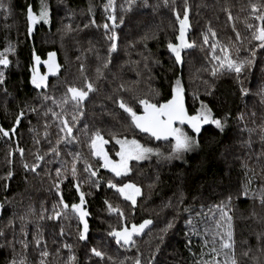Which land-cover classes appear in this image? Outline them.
Wrapping results in <instances>:
<instances>
[{
  "label": "trees",
  "instance_id": "16d2710c",
  "mask_svg": "<svg viewBox=\"0 0 264 264\" xmlns=\"http://www.w3.org/2000/svg\"><path fill=\"white\" fill-rule=\"evenodd\" d=\"M123 2L124 0H116L118 13L119 5ZM10 3L12 10L7 15L10 18H6L7 26L0 20V51L8 42L15 46L16 51L14 55L9 54L11 64L8 69H2L0 66V70L5 71L6 83L3 87L8 90V95H5L0 88V126L8 129L14 123L19 108L25 103L40 109V115L26 111L15 136L10 139L0 136V175H4L9 169L15 173L14 178L8 182V190L0 188V201L7 197L6 207L0 210V231L5 233L0 237V264H8L14 254L18 258L25 257L27 264H39L40 249L35 246L33 237H39L41 245L47 247L49 256L45 258V264H65L69 255L68 250L63 247L65 243L72 246L78 264H95L98 258L90 259L88 253V249L93 246L111 256L115 264H120L125 257L129 258L125 260V264H131L137 252L142 253L143 264L159 244L158 237L162 235L160 229L164 228L168 221H173L174 217V227L163 234L164 242L160 244V250L156 253V264H195L201 259L202 250L205 253L203 259H210L207 254L210 252L213 233L209 231L207 236H204L206 228L214 227L209 206L218 203L226 191H235L249 178L253 181L252 188L259 189L264 183V141L260 138V128L264 125V103H261V97L257 94L264 86V52L257 50L256 63L240 77L242 85L237 83L235 73L223 72L213 76L210 45L214 41L209 29L216 33L215 42L218 46H239L240 55H246L243 49L250 47L248 40L251 39V35L245 25L254 22L250 18V5L264 4V0H188L191 27L187 31L186 39L194 42L195 47L182 52L181 65L174 63L175 58L166 47L178 34V24L171 11L172 0H169V7L164 6L163 0H148L147 8L143 7L142 0H137V6L132 12L124 14L125 22L117 29L119 52L113 53L112 63L104 70L105 78L101 80L95 78V69L98 66L96 54H99L101 60L108 58V41L102 27L84 28V25L89 24L93 17L98 25L106 22L103 10L106 0H49L51 23L35 25L30 37L27 35L23 12L26 4L32 3L34 11L38 13L39 0H10ZM183 6L184 0H175L178 11H182ZM89 7L92 8L91 14ZM225 8L230 10L232 21L228 20ZM1 15L5 18L4 13L1 12ZM64 25H71L73 31L65 34ZM236 32H239L242 38L240 41L235 39ZM146 33L149 36L155 35L156 38L139 42ZM205 34L210 37L208 44L203 40ZM145 43L147 48L144 47ZM89 47H92V52L87 51ZM33 50L42 62L48 59L49 52H55L56 62L61 65L57 76L48 77L50 85L48 89H35L30 83ZM77 56L81 59L77 60ZM143 56L150 57L147 69L144 67ZM154 60H158L159 64L151 62ZM81 62L85 64V75L95 82L97 91L90 94L91 99L86 103L85 114L75 128L80 129L87 123L90 130L101 129L105 139L110 142L108 152L111 158L118 159L113 148L114 140L109 138V133L119 134L121 138L127 134L132 138L131 133H125L124 114L113 102L114 99L118 96L126 100L132 96H152L154 90L159 93L154 97V102L156 100L163 102L164 97L170 98L169 85L178 77L185 90L186 108L190 112L194 108H199L203 101L212 109L214 116L223 119L225 114H228L226 131L222 135H216L219 143L212 149L216 158L213 159L211 155H206V152L197 150L186 154L187 163L174 160L170 164L164 163L158 169L154 166V160L151 165L148 162H141L143 167L131 162L133 172L130 173V179L141 186L144 193L143 197H138L134 212L129 202L106 187L107 179L117 178L99 167L97 159L91 156L87 138L82 135L79 137V143L60 144L61 156L58 158L47 156L46 160L50 162H42L38 175L26 174L22 164L24 162L31 164L32 154L37 149L41 153L48 151L49 143L44 139L45 122L50 125L49 139L53 145L58 131L51 115L47 117L43 115L44 102L41 101V96L46 92L59 98L68 86L83 87L84 81L79 71ZM37 67L41 74L47 72L43 63ZM121 84L131 91H119ZM52 85L58 87L53 88ZM241 86L248 89L246 96L240 95ZM47 107H53L56 112L61 111V108L55 107L51 102H47ZM64 108L68 113L65 118L71 121L75 109L70 103ZM241 115L243 119H237ZM30 128L34 131H29ZM248 129L253 131L250 133ZM186 131L190 135H195L190 129ZM214 132V126H204L202 134L198 137L201 144H206L210 134ZM145 135L139 134L141 142ZM36 138L40 139V144L35 143ZM225 145L228 146L227 156L221 158L220 154L224 151ZM149 146H160L165 153L169 150L166 141L153 140ZM17 147L24 149L23 159L16 151ZM9 152L12 153L11 156ZM68 152H80L84 160L98 169V177H102L99 189L90 187L87 174L82 171L83 163L77 162L78 175L84 181L81 190L86 193L85 207L91 213L88 218L90 232L87 242L79 241L78 221L74 217L48 219L49 215H53V205L58 204L59 200L48 174L55 177V168L61 167L64 162H68V167H71ZM157 171L161 181L149 189L147 185L154 182ZM221 179L223 184L219 183ZM73 183L75 181L71 176L61 183V193L65 202L69 204V212L71 203L79 202V196L72 187ZM226 185L230 187L226 188ZM181 193L185 198L182 204L179 203ZM106 199L109 202L114 199L123 207L122 211L129 226L142 222L143 219L153 220V224L143 234L134 237L136 241L134 247H118L107 236L109 224L119 227L121 222L115 213L108 216L107 205L104 203ZM170 203L171 206H167ZM201 205L204 206V215L197 216L193 212L191 216L193 225H187L189 214L182 211L183 207H194L196 212H199ZM177 207L180 209L178 216L175 211ZM29 209L32 211L29 212ZM20 216H25L23 226L27 232L29 247L25 250L17 243L14 253L10 245L14 233L17 239L23 238L20 231ZM216 218H219V213H216ZM9 221H12L11 226ZM193 227L201 233L199 236L192 235ZM61 228L64 229L63 235ZM186 232L189 233L188 237L185 236ZM234 232L236 253L241 264H264V251L261 250L264 244L257 240V234L264 233V207L260 205L258 199L234 197ZM189 238L192 240L191 245H188ZM204 239L208 240V246L204 245ZM244 241H247V244H244ZM249 247L252 251L248 257H244L242 253ZM105 264L111 262L105 261Z\"/></svg>",
  "mask_w": 264,
  "mask_h": 264
},
{
  "label": "snow or ice",
  "instance_id": "6c2138e0",
  "mask_svg": "<svg viewBox=\"0 0 264 264\" xmlns=\"http://www.w3.org/2000/svg\"><path fill=\"white\" fill-rule=\"evenodd\" d=\"M143 7H149L148 0H142ZM165 7H169V0H163ZM137 6V0H124L122 4L119 5V13L117 12L116 0H106L103 6L104 13L106 14V22L102 25H98L96 19L93 17L89 24H85L84 28L89 26L102 27L105 33V39L108 41L107 48V59L101 60L99 54H96V59L98 66L95 69L96 80L104 79V70L109 68L112 63L111 57L113 53L119 52L118 46V32L117 29L125 22V13L132 12ZM251 8V20L252 23H246L245 27L251 35V39L248 40L250 47L244 48L243 51L246 55L241 56V48L239 46L229 47V45H219L215 42L216 33L209 29L211 38L214 41L211 47V62L212 70L211 74L216 76L218 74H223V72L235 73V78L237 83L243 84L240 77L243 73L249 71L256 63L258 52L261 50L264 52V4L253 3L250 5ZM12 5L5 0H0V12L7 15L11 13ZM171 11L175 16V21L178 24V34L175 35L174 40H170L166 47L167 50L174 56V63L176 65L183 64L182 52L186 49L195 47L194 42H189L186 39V34L188 29L191 27L189 21L190 6L188 0H184V6L182 11H178L175 7V0H172ZM224 11L228 15V20L232 21L233 17L229 9L225 8ZM92 8L89 7V13L91 14ZM25 17L27 35L30 37L33 33L34 26L37 24L48 25L51 23V7L49 0H39L38 13L34 11V6L32 3H27L23 12ZM63 31L65 34L73 31L71 25H64ZM233 31H235V26H233ZM155 35L149 36L147 33L141 37V41L145 42L148 39H155ZM209 35L205 34L203 40L205 44L209 43ZM235 39L240 41L242 38L239 32H236ZM255 41L256 43H253ZM147 48V44H144ZM219 47V51H217ZM15 46L8 42L2 51H0V66L2 69H8L10 67L11 61L9 59V54H15ZM88 52H92V47L87 49ZM143 55V54H141ZM56 53L49 52L48 59L41 61L40 57L35 54L33 50L32 53V65L30 67L31 78L30 83L35 89H48L50 87L48 82L49 76H57L61 70V65L56 62ZM81 57L77 56V60ZM144 67L147 69L149 65V56H143ZM154 64H159L158 60L151 61ZM43 63L47 68V72L41 74L39 64ZM138 63V62H137ZM80 76L83 78L84 86H68L66 91L59 97L54 95H48L46 92L41 96L42 107L44 108L43 115L45 117L51 115L53 120L56 122V127L58 129L56 134L55 145L52 144L49 139L48 128L50 125L45 122L44 128V139L48 141L49 148L47 152L41 153L39 149L33 153V161L31 164L24 162L22 167L26 174L31 173L38 175V170L42 167V162L49 163L46 157L51 155L53 158H58L61 156L59 149L60 144H73L79 143V137L82 135L87 138L91 156L97 158V163L100 168L106 169L108 172L112 173V176L117 179L109 178L106 180V187L113 190L119 195L124 201L130 203L132 210L134 212L138 200V197H143L144 193L142 187L136 182L130 179V173L133 169L130 167V162H135L138 166L143 167L141 162H151L155 161V167L158 169L164 163H171L172 161H182L187 163L185 156L187 153L196 152L197 150L201 152H206V155H211L213 159L216 158L213 147L219 143L216 140V135L224 134L228 123V114H225L224 118L221 119L213 115L212 109L201 101L199 108H194L191 112L186 108V94L184 88L181 86V80L178 77L174 83H170V93L168 97L163 98V102L156 100L154 102V97L158 96L159 93L153 90L152 96H132L131 99H125L122 96H118L114 99L119 109L122 110L124 114V130L125 133H131L132 138H129L127 134L120 137L119 134L109 133V138L114 140L113 148L115 149V157L118 159H113L109 156V153L105 150V145L109 143L108 139H105L102 134V130L96 128L94 130L89 129L87 123L83 124V127L76 129V124L81 122V118L85 114L86 103L91 99L90 94L97 91V87L94 81L89 80L88 76L85 75V64L83 62L79 65ZM139 76V73H137ZM6 83L5 71L0 70V88L5 95H8V90L3 87ZM51 87L56 88L57 85H52ZM119 91H131V89H125L124 84L119 86ZM239 93L241 96H246L248 94V89L241 86ZM261 97V103H264V86H262L257 93ZM112 99V97H109ZM47 102H51L55 107L61 108L60 112H56L53 107H47ZM71 104L74 113L71 115V121L65 117L68 113L65 111L64 106ZM26 111H31L40 115V109L36 107L29 106L25 103L24 106L19 108L17 115L15 116L14 123L10 125L8 129L0 126V136L4 138H11L16 135L18 126L21 123L22 118L25 117ZM254 115V114H253ZM237 119H243V116L237 117ZM212 125L214 126L215 132L210 134L209 140L206 144H201L198 137L202 134L204 126ZM185 128L190 129L191 133L195 135H190ZM75 129V130H74ZM29 131H34L30 128ZM251 133L253 129H248ZM139 134H146L143 142L139 138ZM38 135V134H37ZM260 138L264 141V125L260 128ZM155 141H166L168 142L169 150L167 153L161 150L160 146H149L151 142ZM36 144H40V139H35ZM228 146H224V151L221 152V158H226ZM16 151L20 153L21 158L24 156L23 148H16ZM12 153L9 152V156ZM68 156L71 157V167H68V162H64L61 167L55 168V177H52L49 173V179L52 181L53 187L55 189L57 197H59L58 204L53 205V215H49L48 219L61 218L68 219L70 216L74 217L78 221L77 236L79 241L86 242L88 240V234L90 232V225L88 217L91 213L85 207L87 204L86 193L81 190V184L84 182L80 179L78 175L77 162L83 163V173L87 174V180L90 183V187L99 189L101 186L102 177H98V169L88 161L84 160L80 152H68ZM11 163V161H9ZM63 168V171H62ZM227 176V173H225ZM255 175V173H253ZM15 176L13 170L9 169L4 175H0V188L4 191L8 190L9 181ZM71 176L75 183L72 187L79 196L78 203H71L70 212L69 204L65 202V198L61 193V183L63 180L68 179ZM161 181L159 171L155 173L154 182L149 183L147 187L152 189L157 183ZM25 182H27V175L25 176ZM220 184H223L221 179ZM252 179L249 178L245 184L240 185L235 191H226L223 194V199L218 203L209 206V212H212V220L214 222V227L211 229L206 228L204 230V236L206 237L209 231H212V240L210 252L207 254L210 259L204 260L203 250L201 251V259L196 261L195 264H241L236 253V240L234 232V197L239 199L241 197L258 199L262 207H264V183L261 184L259 189L252 188ZM230 187V185L225 186ZM184 195L181 193L179 197V203L184 202ZM195 199V196L193 197ZM7 197L4 201H0V210L6 207ZM107 205V210L109 213H115L118 216L120 223L119 227H115L111 224L108 226L107 236L110 237L118 247L131 248L134 247L136 241L134 237L140 236L146 228L153 224L151 219H143L142 222L132 223L130 226L127 223L125 213L116 206H113L107 199L104 201ZM167 206H171V203ZM203 205H201V211L196 212L194 207L185 206L182 211L189 214V218L186 220V224L189 226L193 225V220L191 218L192 213L195 212L197 216L204 215ZM214 210V211H213ZM32 209H29L31 212ZM177 216L180 213L179 207L175 209ZM216 213H219V218H216ZM255 216V213H253ZM43 218V216H41ZM21 221V233L23 238L17 239L15 233L13 235V241L10 245L15 253V244L19 243L21 247L25 250L29 247V242L27 240V232L24 228L25 216H20ZM175 220V217H174ZM174 220L168 221L166 226L160 229L162 235L158 237L159 244H157L155 252L150 254V257L143 262V264H156V253L160 250V244L164 242V235L168 230L174 227ZM12 221H9V226H11ZM64 234V229L61 228V235ZM201 233L193 227L192 235L199 236ZM5 233L0 231V237H3ZM188 237L189 233H185ZM258 242L264 244V233L257 234ZM35 246L40 249L41 260L39 264H45V258L49 256L46 245H41V239L39 237H33ZM191 238L188 239V245H191ZM205 246H208V240L203 241ZM247 244V241L243 242ZM218 245V246H217ZM69 252L65 264H78L77 257L72 252V246L65 243L63 245ZM264 251V248L261 249ZM59 252V250H57ZM252 251L249 247L246 251L242 253L244 257H248L249 253ZM91 258H98L95 260V264H105V261L115 264V261L111 256H107L106 253L96 246L88 249ZM142 253L137 252L135 258L131 260V264H142ZM125 257V260H128ZM255 261V257L252 258ZM125 260H121L120 264H125ZM8 264H27L25 257L18 258L15 254L8 261Z\"/></svg>",
  "mask_w": 264,
  "mask_h": 264
},
{
  "label": "rangeland",
  "instance_id": "374dc122",
  "mask_svg": "<svg viewBox=\"0 0 264 264\" xmlns=\"http://www.w3.org/2000/svg\"><path fill=\"white\" fill-rule=\"evenodd\" d=\"M5 2L7 3V2H9V0H5ZM3 13V12H2ZM7 18H10V17H8L7 16ZM0 20H1V22H3L4 23V25H6L7 26V20H6V18H4L2 15H1V12H0ZM149 96V95H148ZM187 128H185V130H186ZM188 132V131H187ZM130 167H131V162H130ZM138 199V198H137ZM110 203L113 205V206H116V207H119L121 210H122V206H119V204L114 200V199H111V201H110ZM112 213H109L108 212V216L109 215H111ZM105 219V218H104ZM103 222H105L104 220H102Z\"/></svg>",
  "mask_w": 264,
  "mask_h": 264
},
{
  "label": "water",
  "instance_id": "95a60500",
  "mask_svg": "<svg viewBox=\"0 0 264 264\" xmlns=\"http://www.w3.org/2000/svg\"><path fill=\"white\" fill-rule=\"evenodd\" d=\"M104 147H105V150L108 152V148L110 147V142H109L107 145H105ZM108 153H109V152H108ZM109 156H110V154H109ZM95 158H96V157H95ZM96 159H97V158H96ZM88 218H89V217H88ZM146 229H147V228H146ZM146 229L144 230V232L146 231ZM144 232H143V233H144ZM143 233H142V234H143ZM88 236H89V234H88ZM87 241H88V240H87ZM87 241H86V242H87Z\"/></svg>",
  "mask_w": 264,
  "mask_h": 264
}]
</instances>
